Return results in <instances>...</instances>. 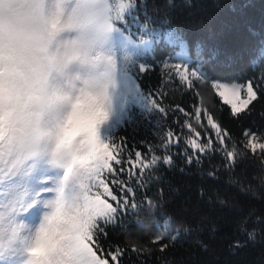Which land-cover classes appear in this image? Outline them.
<instances>
[{"label": "snow or ice", "instance_id": "snow-or-ice-1", "mask_svg": "<svg viewBox=\"0 0 264 264\" xmlns=\"http://www.w3.org/2000/svg\"><path fill=\"white\" fill-rule=\"evenodd\" d=\"M139 9L137 0H0V264H118L121 250L105 252L100 242L106 227L141 207L148 170L172 162L171 132L147 154L116 140L133 105L166 114L139 83L152 43L147 31H130ZM219 87L234 116L264 98V83L249 81L245 98L243 85ZM208 122L217 144L191 140L192 147H213L235 162L230 134ZM243 135L246 147L262 150L264 167V143L255 142L264 132Z\"/></svg>", "mask_w": 264, "mask_h": 264}, {"label": "trees", "instance_id": "trees-1", "mask_svg": "<svg viewBox=\"0 0 264 264\" xmlns=\"http://www.w3.org/2000/svg\"><path fill=\"white\" fill-rule=\"evenodd\" d=\"M137 3L140 9L131 30L138 35L147 31L152 39L140 60L146 70L139 74V83L146 93L155 94L166 114L133 105L131 120L118 130L116 140L126 138L127 148L147 154L150 145H159L171 132L167 154L172 162L161 161L148 170L153 174L140 189L141 207L106 227L103 249L119 248L118 264H264L262 150L246 147L243 135L245 129L264 132V98L234 116L211 83H264V0ZM182 55L197 73L188 80L181 79L172 64ZM209 116L230 134L226 145L231 150L235 144V162L213 147L205 152L192 147L191 140L217 144ZM185 149L200 162L189 163ZM144 196L157 207L150 209ZM161 233L163 243L156 239Z\"/></svg>", "mask_w": 264, "mask_h": 264}, {"label": "rangeland", "instance_id": "rangeland-1", "mask_svg": "<svg viewBox=\"0 0 264 264\" xmlns=\"http://www.w3.org/2000/svg\"><path fill=\"white\" fill-rule=\"evenodd\" d=\"M130 31H132V30L130 29ZM136 35H138V33ZM182 41H183V43H184V45L186 47V42L184 40H182ZM172 64L175 65V67L178 70L179 74L181 72H186L187 73L186 80L189 79L188 77H194L192 75V72H196V71L189 66L188 61H187L185 56L182 55V58L180 60L178 59L177 61L173 62ZM177 66H179V67H177ZM248 82L249 81H244V82H241V81L225 82V81H219V80H211V83H212L213 87L215 88V90L218 93H219L220 90H222L221 87H219V86L231 87L233 84L243 85L244 89H242L241 98H245V96H246V85H247ZM221 98L223 99V97H221ZM37 219H38V213H33L32 215L27 217V220H28L29 223H35L37 221Z\"/></svg>", "mask_w": 264, "mask_h": 264}]
</instances>
